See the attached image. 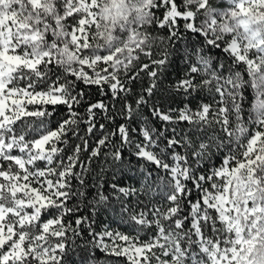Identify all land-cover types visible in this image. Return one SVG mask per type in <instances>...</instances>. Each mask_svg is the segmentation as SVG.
Segmentation results:
<instances>
[{"label":"snow or ice","instance_id":"snow-or-ice-1","mask_svg":"<svg viewBox=\"0 0 264 264\" xmlns=\"http://www.w3.org/2000/svg\"><path fill=\"white\" fill-rule=\"evenodd\" d=\"M0 264H264V0H0Z\"/></svg>","mask_w":264,"mask_h":264},{"label":"trees","instance_id":"trees-1","mask_svg":"<svg viewBox=\"0 0 264 264\" xmlns=\"http://www.w3.org/2000/svg\"><path fill=\"white\" fill-rule=\"evenodd\" d=\"M175 77V72H173V78ZM103 219L105 220V221H107L108 220V217L107 216H105V217H103Z\"/></svg>","mask_w":264,"mask_h":264}]
</instances>
